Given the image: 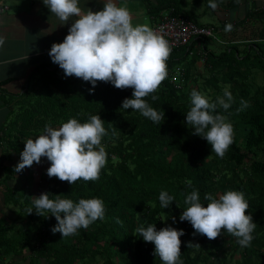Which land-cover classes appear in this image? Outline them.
Returning <instances> with one entry per match:
<instances>
[{
    "label": "trees",
    "instance_id": "16d2710c",
    "mask_svg": "<svg viewBox=\"0 0 264 264\" xmlns=\"http://www.w3.org/2000/svg\"><path fill=\"white\" fill-rule=\"evenodd\" d=\"M228 1L229 8L250 2ZM170 13L178 15L173 10ZM227 24L233 26L231 31L224 30ZM227 24L214 28L212 39L195 37L200 44L198 52L193 50L188 60L170 57V52L167 78L144 98L152 108L164 112L161 124L139 111L121 108L123 100L132 97V88L121 90L111 82L97 81L90 92L91 82L65 77L55 63L27 73L21 90L8 96L9 115L0 130L3 151L21 154L27 139L45 134V125L57 128L72 118L83 123L99 115L107 133L101 140L107 158L95 181L81 179L70 185L49 178V161L35 195L20 192L15 196L16 190H8L5 196L16 198V209L11 220L0 221V255L26 250L34 260L31 264H163L154 254V243L145 242L135 231L155 225L158 231L183 229L182 264H264V7L250 4L242 18ZM214 41L217 51L210 48ZM200 55L203 62L198 66ZM175 68L176 78L170 80ZM226 88L234 102L229 109L218 107L213 113L223 115L233 128V143L221 158L206 139L193 135L194 127L186 126L185 120L193 90L215 102ZM153 95L158 99L152 100ZM241 100L247 101L248 107L237 111ZM16 164L5 166L4 179L17 174ZM20 173L32 176L30 167ZM193 190L199 192L205 206V193L218 198L229 190L242 192L249 204L246 214L257 225L250 246L242 248L237 238L223 229L215 240H209L196 234L190 222L181 221L186 194ZM161 191L175 198L165 209L159 201ZM45 192L50 199L59 196L74 203L81 198H99L105 217L62 238L60 232H51L58 223L54 216L45 212V218L35 212L33 200Z\"/></svg>",
    "mask_w": 264,
    "mask_h": 264
},
{
    "label": "clouds",
    "instance_id": "9594fccd",
    "mask_svg": "<svg viewBox=\"0 0 264 264\" xmlns=\"http://www.w3.org/2000/svg\"><path fill=\"white\" fill-rule=\"evenodd\" d=\"M43 3L61 24L77 17L63 42L54 43L48 53L52 62L63 69L65 77L75 76L91 82L90 92L94 91L97 81L111 82L121 90L132 88V97L125 98L121 108L139 111L152 122L161 124L164 112L152 108L144 98L156 92L167 78L166 61L171 52L168 42L146 24L134 26L127 7L117 6L113 0H107L102 10H89L83 14L78 0H43ZM217 6L210 0L212 10ZM198 25L212 27L214 32V26ZM232 27L227 24L224 30L231 31ZM3 43L0 39V45ZM190 95L192 106L186 113V126L194 127L193 135L206 139L212 151L223 158L233 143V128L223 115L213 113L218 107L229 109L234 102L232 93L224 89L223 96L217 97L215 102H209L197 90ZM151 98L158 99L155 95ZM246 107L248 102L241 100V108L237 111ZM102 121L99 115H92L83 123L72 118L58 128L45 125V134L25 141L21 159L14 167L15 173L31 167L33 162L39 164L41 157H46L51 162L46 170L49 178L57 177L70 185L81 179L98 180L107 158L105 148L101 146L102 137L107 134ZM186 183L191 187V181ZM204 200L208 201L206 206L200 202L196 190L186 194L184 203L187 207L180 220L190 222L196 234L209 240H215L223 229L236 237L242 248L250 246L257 225L251 215L246 214L249 204L244 194L229 190L215 198L212 193H205ZM159 201L165 209L175 198L161 191ZM33 205L37 215L47 218L48 215H44L47 212L55 217L58 223L51 232H60L62 238L75 235L79 229H87L105 217L104 203L99 198H81L74 203L59 196L50 199L45 192L35 197ZM32 212V209L28 210V214ZM135 231L145 242L154 243V254L163 264H182L180 236L184 234L183 229L165 227L158 231L155 225H150L147 228L140 226Z\"/></svg>",
    "mask_w": 264,
    "mask_h": 264
},
{
    "label": "crops",
    "instance_id": "0c3cea01",
    "mask_svg": "<svg viewBox=\"0 0 264 264\" xmlns=\"http://www.w3.org/2000/svg\"><path fill=\"white\" fill-rule=\"evenodd\" d=\"M106 2L107 0H78V6L83 14L89 10H102ZM113 2L117 6L127 7L134 26L146 24L151 29L158 17L166 11L173 10L174 13L198 24L214 26L219 30L225 24L242 18L250 4L255 8L264 7V0L244 1L230 8L228 0H212L218 5L215 10L209 7L210 0H113ZM2 4H6V10H0V39L4 41L0 45V130L9 115L11 103L8 96L21 90L25 76L31 69L53 63L48 54L52 45L63 42L71 24L77 18L72 17L66 24H61L56 15L50 13L43 0H0V6ZM193 39L173 50L170 57L177 59L179 55V58L188 60L193 55V50L197 53L200 44ZM191 41L192 47L188 50ZM218 47L217 42L211 43V49L217 51ZM184 54H187L186 57ZM201 62L202 55L198 57L196 64L200 66ZM3 150L0 145V221L8 222L13 218L16 198L5 196L6 192L13 189L17 192L15 196L20 192H30L33 196L37 193L40 176L36 177L33 167H30L31 177L17 173L14 177L4 179L5 166L8 168L11 163H18L21 155L9 154ZM10 158L13 160L11 163ZM6 233L9 235V232ZM31 261L34 262L32 256H27L26 250H22L21 253L0 255V264H31ZM39 264H42V261Z\"/></svg>",
    "mask_w": 264,
    "mask_h": 264
},
{
    "label": "built area",
    "instance_id": "2783aa9c",
    "mask_svg": "<svg viewBox=\"0 0 264 264\" xmlns=\"http://www.w3.org/2000/svg\"><path fill=\"white\" fill-rule=\"evenodd\" d=\"M0 10H6V4L0 6ZM152 29L162 36L169 44L171 51L187 44V42L195 37H213V28L198 25L193 21L181 16L163 12ZM178 69L175 68L170 74V80H174Z\"/></svg>",
    "mask_w": 264,
    "mask_h": 264
},
{
    "label": "rangeland",
    "instance_id": "374dc122",
    "mask_svg": "<svg viewBox=\"0 0 264 264\" xmlns=\"http://www.w3.org/2000/svg\"><path fill=\"white\" fill-rule=\"evenodd\" d=\"M58 128V127H57ZM48 160L46 157H41V162L39 164H37L36 162H33V165L31 167H33L34 169V174L36 177L38 176H42L43 174V169L47 168L48 166Z\"/></svg>",
    "mask_w": 264,
    "mask_h": 264
}]
</instances>
